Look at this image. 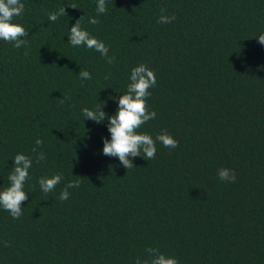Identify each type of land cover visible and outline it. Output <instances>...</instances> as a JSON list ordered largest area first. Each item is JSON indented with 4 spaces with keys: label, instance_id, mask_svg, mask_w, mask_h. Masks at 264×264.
Segmentation results:
<instances>
[{
    "label": "trees",
    "instance_id": "1",
    "mask_svg": "<svg viewBox=\"0 0 264 264\" xmlns=\"http://www.w3.org/2000/svg\"><path fill=\"white\" fill-rule=\"evenodd\" d=\"M21 3L12 22L29 32L27 48L0 40V191L15 155L33 164L22 215L0 209V264H135L151 259L148 248L179 264H264V0H106L100 15L97 0ZM161 9L176 19L158 24ZM81 17L113 64L68 43ZM140 64L156 76L147 99L156 118L138 131L154 140L166 131L178 147L157 141L154 159L125 169L102 155L106 121L82 109L104 101L113 115ZM54 174L63 179L45 195L38 180ZM71 181L80 186L61 202Z\"/></svg>",
    "mask_w": 264,
    "mask_h": 264
},
{
    "label": "clouds",
    "instance_id": "2",
    "mask_svg": "<svg viewBox=\"0 0 264 264\" xmlns=\"http://www.w3.org/2000/svg\"><path fill=\"white\" fill-rule=\"evenodd\" d=\"M76 5L71 6L76 9ZM25 11V6L21 0H0V40L10 42L17 49L27 48L29 32L20 24L13 23L15 17H20ZM107 11L106 0H97V15L105 14ZM165 9H161V16L157 20L158 24L172 23L175 15H164ZM66 10L60 8L58 11L49 13V21L55 22L60 16H66ZM78 19L69 29L68 43L73 47H86L98 52L105 58L107 64H113L115 56H109V48L104 42L91 36L89 32L82 28L81 20ZM88 23L97 25L100 21L95 17H90ZM264 46V34L256 38ZM28 55L27 50L24 52ZM81 80H90L91 74L88 71H79L77 75ZM108 79V77H105ZM156 85V76L153 70L146 65L140 64L132 68L129 83L126 86V92L119 96L116 111L108 116L102 109L106 106L104 101H97L93 108H83L82 114L84 120L94 121L96 124L106 121L107 131L110 134L109 139H103L102 155L118 159L121 166L125 169L133 168L132 159L142 157L145 160L154 159L156 155V142L159 141L164 147L175 149L178 147V141L172 138L166 131L156 136L155 140L147 133H141L138 130L147 122L156 118L155 111H149L147 99L151 95L149 89ZM63 103V101H61ZM36 147L32 149L35 155V162L40 164L46 160L44 152H37V148L43 144V141L37 139ZM33 158L24 154L15 155L12 161V171L8 175L9 186L0 191V209L7 211L13 219H18L22 215L21 204L28 199V194L24 191L25 182L29 179V169L32 167ZM218 178L221 181L229 183L235 182V173L228 168H220L217 171ZM63 177L60 174H54L51 177H41L38 180L41 191L47 195L55 190L61 183ZM78 181L68 182L61 190L59 200H67L70 196L68 189L78 188ZM4 247H10L8 242H4ZM151 259L141 261L139 258L135 264H179L174 257H166L156 248L145 250Z\"/></svg>",
    "mask_w": 264,
    "mask_h": 264
}]
</instances>
